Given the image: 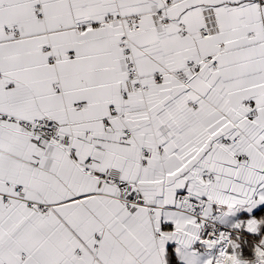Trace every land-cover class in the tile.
<instances>
[{"label":"snow or ice","instance_id":"6c2138e0","mask_svg":"<svg viewBox=\"0 0 264 264\" xmlns=\"http://www.w3.org/2000/svg\"><path fill=\"white\" fill-rule=\"evenodd\" d=\"M0 264H264V0H0Z\"/></svg>","mask_w":264,"mask_h":264}]
</instances>
